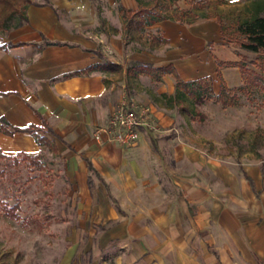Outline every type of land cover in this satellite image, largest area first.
<instances>
[{"label": "crops", "instance_id": "crops-1", "mask_svg": "<svg viewBox=\"0 0 264 264\" xmlns=\"http://www.w3.org/2000/svg\"><path fill=\"white\" fill-rule=\"evenodd\" d=\"M254 1L232 4L244 18ZM118 5L138 6L117 0L106 19L91 0L29 3L26 21L0 39V152H37L33 134L12 130L36 125L60 162L54 181L64 188L52 198L71 235L51 264H264V158L216 153L156 101L174 90L173 74L154 81L135 70L171 63L182 80L215 77L219 89L218 61L238 60L224 44L206 46L220 40L219 19L169 17L145 29L160 41L126 40ZM233 69L242 79L238 67L220 68L228 87ZM123 96L150 105L158 130L140 128L126 147L94 139Z\"/></svg>", "mask_w": 264, "mask_h": 264}, {"label": "rangeland", "instance_id": "rangeland-1", "mask_svg": "<svg viewBox=\"0 0 264 264\" xmlns=\"http://www.w3.org/2000/svg\"><path fill=\"white\" fill-rule=\"evenodd\" d=\"M28 1L40 3L45 0ZM205 1L207 0L201 2ZM93 2L99 8L98 16L116 18L117 0ZM208 2L205 6L194 9L189 0H178L177 9L194 11L201 19L216 15L222 26V41L216 39L206 46L212 47L213 43L224 44L237 59L244 55L248 66L259 71L257 60L260 59L257 54L248 52L229 40L234 24L242 18L240 5L232 4L238 0ZM27 4L26 0L0 3V20L10 10L25 11ZM187 18L189 13L185 12L180 21L185 22ZM17 19L18 15L14 14L5 24L12 25ZM4 33L0 29V39ZM261 57L264 58V54ZM233 70L232 84L236 90L234 97L225 106L205 95L194 99L186 93L177 94L176 85L171 93L157 95L156 101L169 112L181 113L184 120L181 122L182 127L196 130L205 144L215 146L216 153L238 155L251 151L264 158V88L261 85L243 87L242 79ZM231 75L225 72L226 77ZM217 82V78H212L211 89L215 93L218 91L215 86ZM39 144L35 153L21 152L0 156V264H51L70 243L71 234L66 230L65 219L60 216L63 202L52 198V193L64 188L63 183L54 181L57 176H61L60 162L55 160L53 146L48 140H42ZM4 203L8 206L17 204L15 217L7 215L1 209ZM83 259L86 256L81 261Z\"/></svg>", "mask_w": 264, "mask_h": 264}, {"label": "trees", "instance_id": "trees-1", "mask_svg": "<svg viewBox=\"0 0 264 264\" xmlns=\"http://www.w3.org/2000/svg\"><path fill=\"white\" fill-rule=\"evenodd\" d=\"M28 3V0H26ZM93 1V0H91ZM138 6L135 9L124 8L118 5V11L124 22V32L126 35V40L128 38L134 37V33L137 36L142 35L146 32L147 37H149L151 42L160 41V37L156 34H151L149 31H145L146 27L151 26L155 22L173 17L175 19L181 20L182 15L185 12L189 13V18L185 20L186 23H190L195 20L199 14L194 11L190 12L185 9L178 8V0H136ZM9 2V0H0V3ZM192 7L194 9L201 8L208 4V1L192 2ZM264 0H256L253 4V11L249 16H246L238 20L233 26V34L230 36L229 40L233 41L238 47L252 53H256L259 63L260 70L257 71L250 68L246 63L245 56L241 55L240 59L234 61H218L216 75L221 79V83L218 91L215 93L211 89V81L209 78L200 77L190 80H182L176 73L174 67L171 63L163 66H152L151 64H137L135 65L136 72H142L147 74L154 81H159L161 76L165 73H172L176 81L177 94L186 93L194 99L200 98L203 95L214 101L220 102L222 106H225L234 97V91L236 88L234 86L228 87L223 79L221 78L220 68L223 66H236L238 67L242 79L243 87L248 88L261 85L264 88V58L261 54H264V10L262 7ZM17 11V12H16ZM172 11V13H171ZM14 14L18 15V19L12 25L5 24V21L12 18ZM26 14L23 10H10L4 14L0 20V29L7 31L12 27L18 26L26 21ZM221 25V22H220ZM222 27V26H221ZM222 29V28H221ZM222 31V30H221ZM24 42H16L10 45H18ZM46 43H52V41L46 40ZM0 47H5L1 46ZM107 66V64H105ZM91 67L85 68L83 72H87ZM3 121V119H0ZM42 126L46 127V123L42 120ZM4 131H10L7 128L1 126ZM42 127L36 125H28L24 127H13L14 131H25L33 134L38 142L45 140L43 136H40L37 131L42 130ZM1 157H6V154L0 152ZM17 204L13 206H8L5 203L1 205V209L5 211L7 215L16 216L15 209Z\"/></svg>", "mask_w": 264, "mask_h": 264}, {"label": "built area", "instance_id": "built-area-1", "mask_svg": "<svg viewBox=\"0 0 264 264\" xmlns=\"http://www.w3.org/2000/svg\"><path fill=\"white\" fill-rule=\"evenodd\" d=\"M106 50L110 51L108 48ZM142 127L158 130L151 106L123 96L114 104L106 122L94 130L93 137L98 141L104 139L126 147L137 141Z\"/></svg>", "mask_w": 264, "mask_h": 264}]
</instances>
